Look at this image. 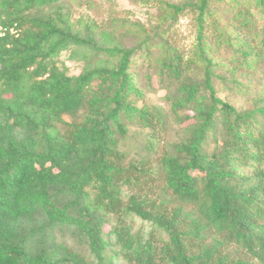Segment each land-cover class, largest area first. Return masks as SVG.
<instances>
[{
	"label": "trees",
	"instance_id": "trees-1",
	"mask_svg": "<svg viewBox=\"0 0 264 264\" xmlns=\"http://www.w3.org/2000/svg\"><path fill=\"white\" fill-rule=\"evenodd\" d=\"M74 1L0 0V264H264V0Z\"/></svg>",
	"mask_w": 264,
	"mask_h": 264
},
{
	"label": "rangeland",
	"instance_id": "rangeland-1",
	"mask_svg": "<svg viewBox=\"0 0 264 264\" xmlns=\"http://www.w3.org/2000/svg\"><path fill=\"white\" fill-rule=\"evenodd\" d=\"M77 1L71 2L73 9V19H93L101 21L107 18L108 14H113L112 10L118 9L122 14L128 15L131 19L140 20L142 22L151 24L154 21V16L159 12L158 7L154 3L145 4L140 0H94L93 4L77 5ZM87 1V0H82ZM178 1V0H172ZM111 11V12H110ZM178 45L183 49L190 51L191 47L195 45L196 31L194 22L189 17L180 18L173 30ZM128 46L129 40L125 41ZM60 60L65 64L69 74H79L82 70L83 63L79 59H73L69 55V51H64L60 55ZM155 87L158 88V81L154 78ZM154 87V90H155ZM164 91H148L146 90V100L152 104L163 102ZM222 96L224 94H221Z\"/></svg>",
	"mask_w": 264,
	"mask_h": 264
},
{
	"label": "built area",
	"instance_id": "built-area-1",
	"mask_svg": "<svg viewBox=\"0 0 264 264\" xmlns=\"http://www.w3.org/2000/svg\"><path fill=\"white\" fill-rule=\"evenodd\" d=\"M7 30H9L12 34L18 33V30L15 26L6 27V26L0 24V35L1 36H3Z\"/></svg>",
	"mask_w": 264,
	"mask_h": 264
}]
</instances>
